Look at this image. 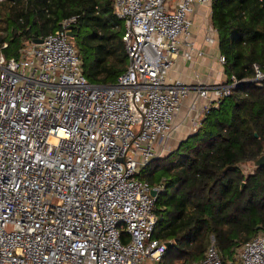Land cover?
Wrapping results in <instances>:
<instances>
[{
    "label": "built area",
    "instance_id": "built-area-1",
    "mask_svg": "<svg viewBox=\"0 0 264 264\" xmlns=\"http://www.w3.org/2000/svg\"><path fill=\"white\" fill-rule=\"evenodd\" d=\"M213 2L114 0L129 64L113 83L84 74L67 33L77 16L18 56L0 54V264H159L168 250L154 237L161 185L141 179L142 168L173 138L192 92L208 101L190 105L195 132L239 84L264 85L258 66L252 80H170L175 57L192 58V13ZM205 39L218 44L212 24ZM238 256L264 264V232ZM199 264H225L214 239Z\"/></svg>",
    "mask_w": 264,
    "mask_h": 264
},
{
    "label": "trees",
    "instance_id": "trees-1",
    "mask_svg": "<svg viewBox=\"0 0 264 264\" xmlns=\"http://www.w3.org/2000/svg\"><path fill=\"white\" fill-rule=\"evenodd\" d=\"M72 16L84 74L92 83L115 82L129 55L114 0H0V54L18 56ZM211 24L227 81L252 80L255 66L264 72V0H214ZM263 155L264 85L250 83L222 98L179 146L142 168L141 179L161 185L154 237L171 245L159 264H199L212 239L225 264H241L242 245L264 232V164H255Z\"/></svg>",
    "mask_w": 264,
    "mask_h": 264
},
{
    "label": "crops",
    "instance_id": "crops-1",
    "mask_svg": "<svg viewBox=\"0 0 264 264\" xmlns=\"http://www.w3.org/2000/svg\"><path fill=\"white\" fill-rule=\"evenodd\" d=\"M212 5H197L192 13L193 28L190 32V41L193 44L192 58L187 59L182 53L178 54L169 72L170 80H180L187 84L197 83H220L227 81L224 64L219 62L221 53L218 44H209L205 36L211 23ZM185 50L186 47H183ZM202 52V54H199ZM197 100L200 104H206V99H200L197 93L192 92L183 101L182 108L174 120L178 125L172 138V146L177 147L180 143L191 136L194 131L191 126V118L194 112L190 111V105Z\"/></svg>",
    "mask_w": 264,
    "mask_h": 264
},
{
    "label": "rangeland",
    "instance_id": "rangeland-1",
    "mask_svg": "<svg viewBox=\"0 0 264 264\" xmlns=\"http://www.w3.org/2000/svg\"><path fill=\"white\" fill-rule=\"evenodd\" d=\"M191 17H192V15H191ZM192 19V18H191ZM192 21H193V19H192ZM211 24V23H210ZM193 25V24H192ZM3 28V23H1L0 22V33L1 34H3L4 33V30H1ZM191 28H193V26L191 27ZM192 30V29H191ZM70 38V40L71 41H73V42H75L77 39H78V36L77 35H75V33H74V36L73 37H69ZM174 137V136H173ZM172 139H170L169 141H167L166 142V144L163 146V145H160L159 146V156L160 157H165L168 153H169V151H171L172 149H174V148H176V147H174V146H172V144H171V141ZM164 147V148H163ZM244 167L245 168H251L252 169V166L251 165H249V164H245L244 165ZM147 169H145V171H146ZM239 257V256H238ZM147 264H158V263H153V262H148Z\"/></svg>",
    "mask_w": 264,
    "mask_h": 264
},
{
    "label": "water",
    "instance_id": "water-1",
    "mask_svg": "<svg viewBox=\"0 0 264 264\" xmlns=\"http://www.w3.org/2000/svg\"><path fill=\"white\" fill-rule=\"evenodd\" d=\"M67 33H68V36H69V37H73V36H74L73 27H71ZM43 41H44V38L41 37V38H36V39H34L33 42L36 43V44H41V43H43ZM250 83H251V82H244V83H241V84H239V85L236 87V89H239V88H245V87H247ZM255 164H256V166H260V165L264 164V155L261 156V157L256 161ZM244 185H245V183L242 184V186H244ZM151 194L155 196V195H156V191H155V190H152V191H151ZM166 244H167L168 247H169V246L171 245V242L168 241V242H166Z\"/></svg>",
    "mask_w": 264,
    "mask_h": 264
}]
</instances>
